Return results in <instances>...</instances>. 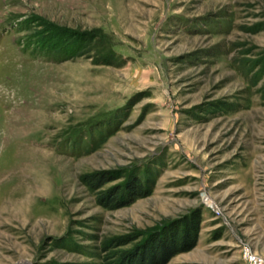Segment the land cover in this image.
<instances>
[{"label": "rangeland", "instance_id": "obj_1", "mask_svg": "<svg viewBox=\"0 0 264 264\" xmlns=\"http://www.w3.org/2000/svg\"><path fill=\"white\" fill-rule=\"evenodd\" d=\"M195 213L164 264H264V0H0V264H117Z\"/></svg>", "mask_w": 264, "mask_h": 264}, {"label": "trees", "instance_id": "obj_2", "mask_svg": "<svg viewBox=\"0 0 264 264\" xmlns=\"http://www.w3.org/2000/svg\"><path fill=\"white\" fill-rule=\"evenodd\" d=\"M108 174L105 171L89 173L84 175V181L95 189L115 178ZM146 193L144 186L133 180L113 191L102 204L117 208ZM198 223V214L195 213L181 218L175 228L170 225L151 231L142 243L121 252L117 264H164L172 255L187 251L194 245Z\"/></svg>", "mask_w": 264, "mask_h": 264}]
</instances>
